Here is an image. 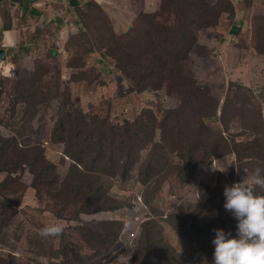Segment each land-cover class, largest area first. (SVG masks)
Returning a JSON list of instances; mask_svg holds the SVG:
<instances>
[{
	"label": "rangeland",
	"instance_id": "1",
	"mask_svg": "<svg viewBox=\"0 0 264 264\" xmlns=\"http://www.w3.org/2000/svg\"><path fill=\"white\" fill-rule=\"evenodd\" d=\"M260 2L249 15L243 37L238 43L230 40L235 46L226 53L220 51L222 44L218 43L225 42L226 37L217 29L219 37L215 38L207 27L217 24V14L222 9L233 13L230 1L218 0L213 4L216 5L213 13L212 5L202 6L193 14L192 9H185L190 13L187 26L190 32L183 44L195 38L194 47L186 60L178 58L171 65V68L176 65L180 78L170 75V79L164 71L163 75L167 74L163 86L151 88L155 91L149 94L138 93L139 88L123 78L118 64L125 69V60L117 64L111 57L103 56L108 61L104 71L89 64L92 56L87 53L89 49L93 53L110 51L119 57L128 43V37L112 36L111 25L97 8L82 12L85 31L67 41L66 48L73 54L54 58L49 52V57L37 59L29 68L16 63L14 68L21 70L15 76H5L0 102L1 133L6 139L8 135L15 136L23 145H29L24 150L28 161L20 169L11 175L0 173V181L8 176L13 180L12 190H18L7 192L0 187L3 208L0 220L5 225L0 232V246L6 252L21 255L12 264H209L213 259L215 229L224 228L236 234L237 220L224 207L225 186L251 180L257 168L264 174V0ZM245 3L248 6L249 0ZM158 14L152 34L156 38H170L164 28L178 30L183 11L173 0H161ZM134 27L141 33L148 30L147 19L139 17ZM183 44L177 45L178 48L184 50ZM223 55L226 60L221 65ZM12 61L15 62L14 57ZM0 69L2 74L3 68ZM34 73L41 77V82L36 81ZM24 75L29 78L18 87L15 79ZM98 84L105 92L97 99ZM181 86L189 93L188 97L181 92ZM31 87H37L35 93L30 92ZM48 89L57 96L56 100L50 96L49 101H41L38 112L33 114V95L38 100ZM21 91L27 92L23 101L19 97ZM180 98L184 99L182 103ZM66 115L75 118L66 121L69 128L79 130L83 123L89 126L105 121L107 133L113 126L120 132L130 129L135 132L133 126L138 127L139 122L142 125L155 122L152 153L144 151L148 148H143L146 141L132 148L139 157L133 160L131 179L108 181L104 190L109 198L103 199L104 195L95 190L91 194L93 206L84 200L64 206L48 194L49 187L68 182L70 191L77 185L76 176H69L74 161L53 149L61 146H44L47 141L60 144L52 129ZM101 131V127L88 128L84 133L96 142L95 134ZM36 142L39 143L35 145ZM249 144H253L250 154ZM235 145L236 150L229 149ZM40 149L49 162L47 166L52 168L46 182L36 186L42 165L39 162L31 165L30 156L33 152L40 153ZM62 149L66 151L68 147L64 144ZM154 159L165 170L172 166L170 171L176 173L182 185L174 176L160 184L163 177L158 174L147 185L139 183L144 162L154 163ZM49 179H56L57 183L52 185ZM159 184L161 190L156 193ZM112 203L120 207L116 210L102 207L100 212H94L95 205ZM143 206L145 213L140 216ZM84 207L90 209L83 211ZM122 221L123 229L118 224ZM53 223L63 225L66 239L61 233L41 234L42 228ZM125 230L136 234L132 245L126 237L120 238ZM0 253L6 255L0 263L9 264L7 253Z\"/></svg>",
	"mask_w": 264,
	"mask_h": 264
},
{
	"label": "trees",
	"instance_id": "2",
	"mask_svg": "<svg viewBox=\"0 0 264 264\" xmlns=\"http://www.w3.org/2000/svg\"><path fill=\"white\" fill-rule=\"evenodd\" d=\"M230 1V0H229ZM218 3V2H217ZM231 3V1H230ZM173 4H178L179 7H181V10L183 11V18H179L178 20V30L176 29H170L168 27H165L167 31V35L170 38L164 37V38H156L152 31L155 30V22L158 18V13L150 14V15H143L142 17L147 19L148 23V30H145L143 33L139 32L134 26L127 30L126 32L122 34H118L114 31L111 23L107 19L106 15L98 8V7H91L97 8L100 10V12L103 14V16L106 18L107 22L110 26V31L112 33V36L115 38L117 35H120L121 37L125 36L128 37V43L124 48L122 49V53L118 54L119 57H114L110 52L104 53L105 57H111L115 62L120 63L122 60H125L127 63V67L123 69L118 64V69L122 72L123 78L127 80L129 83L133 85V87H138V93L141 94H149L155 90H151V88H159L162 87L165 80L164 71H167L170 78V75H178L180 78V73L177 70L176 65H174L171 68V65L176 61L178 58L181 60H186L188 58L189 53L194 47L195 38L190 40L189 43L183 44V39L187 38V32H190V30H187L188 23L190 22V13L185 12V9H192V14L196 13L197 10L201 9L202 6H210L206 0H198L197 2H194L193 0H173ZM232 4V3H231ZM171 5L169 4V7ZM216 5H212V13ZM222 11H225L222 9ZM229 14L230 11H225ZM85 21L80 19L77 23H74L73 31L69 34V37L79 34L81 32L85 31V27L83 25ZM107 23L105 22V25ZM135 25V24H134ZM176 32V33H175ZM69 37L67 38L66 42L68 41ZM61 37H59L60 39ZM117 44L120 47H123V44L121 42H117ZM183 49L178 48L177 45H182ZM175 45V46H173ZM87 53H93L92 49H89ZM123 56V58H122ZM53 57V55H52ZM110 58V59H111ZM15 63H18V60L16 57H14ZM10 62V61H9ZM14 62V61H13ZM11 63V62H10ZM77 66V67H82ZM3 68V67H0ZM104 68H107L104 66ZM14 70V76L17 72H19L18 68H15ZM1 71V69H0ZM3 74V71H2ZM0 73V102H1V96L4 93V84L5 81V75L3 76ZM74 75V73H73ZM35 76L36 81L41 82V77L38 76L36 73L33 74ZM22 77H17L15 80L17 82V86L20 87L24 84V80H27L29 78V75H24ZM171 79V78H170ZM170 85H174L173 83H170ZM99 87H101L98 84ZM38 87V86H37ZM37 87H31L30 92L35 93V90ZM106 87V86H105ZM103 88V87H101ZM125 89V87H124ZM181 92L184 94L185 97H188L189 93L185 91L181 86ZM27 92H22L19 94V97L21 98V101L26 98ZM50 96H53V100H56L57 96L48 89L46 93H41L40 99H36V96L33 95V103H31L33 108V114H36L38 112V105L42 102L49 101L51 98ZM112 98V96H110ZM181 100V103L184 101V99ZM42 101V102H41ZM79 119H83V117H78ZM67 120H75L73 116L66 115V117H63V121H61L58 125V127H55L52 129L53 135L57 139V142L60 144H53L47 141L44 146L48 145L51 148L53 146H61L64 148V144L68 149L64 151V149H55V151L62 153L64 152L68 157H70L74 163L72 166V170L69 172L70 175L76 176V186L73 188H70L66 184H63V186H56V187H49L48 194L53 197L55 200L58 201V204H63L64 206H74L76 204H79L80 201L84 200V202L88 206H93V203H91V194L97 190L100 193H102L103 199L105 196L109 198V193H106L104 188L107 185V182L110 180H114L115 178L121 180V181H128L131 179V173H132V167H133V160H137L139 157V153H135L132 148L139 147L140 142L146 141V145H144L143 148H148L144 151L149 152V154L152 153V148L154 146V128H155V122H153L152 125H142L140 122L138 123V127L135 125L133 126L136 131L132 132L131 129L127 131L120 132L117 130L116 127H112V131L110 133H107L105 131V121L95 123L94 125H87L83 123L81 129L77 130L75 127H68L66 121ZM2 123V122H1ZM0 123V126L2 125ZM98 127L102 128V131L100 133L95 134L96 135V142H92L91 138L89 136L85 135L84 131L89 129H97ZM24 128V127H23ZM9 139H6L5 136L0 131V173H6L7 175L13 174L16 170L21 168V165L28 161V154L24 150L29 147V145H23L25 143H20L18 139L15 136H9ZM39 142H36L35 145H37ZM235 144V142H233ZM253 146V144H249V154H250V148ZM229 148V147H228ZM248 148V144H247ZM15 149L18 153H15L13 151ZM38 149L39 148H34ZM230 150H236V145L234 148H229ZM43 150L40 149V153L33 152L31 154V162L30 164L33 165L35 163H40L42 165L41 170L38 172L37 176V183L36 186L40 183L46 182V176L48 175L51 166H47L49 163L45 156L42 155ZM39 154H41V159ZM153 161L149 160L148 162H144L143 169L141 173V180L139 183L142 185H147L150 180L153 178L155 174L160 175L163 177L160 184L169 176H174L175 179H178L175 172H171L170 169L172 166H169V170H165L162 164L157 163V159H154ZM2 162V164H1ZM182 169V168H180ZM55 170V169H54ZM164 172V173H163ZM4 178V177H3ZM39 178V179H38ZM3 180V179H2ZM1 180V181H2ZM39 180V183H38ZM179 180V179H178ZM192 178H190V181ZM0 181V187L3 188L5 191L9 192H17L18 190L13 191L12 190V182L13 180L5 176L3 182ZM50 184L57 183L56 179H49ZM158 185L155 190L156 193L161 190V185ZM65 185V186H64ZM67 185V186H66ZM179 185H182L181 181L179 180ZM6 202H12L9 198H3ZM115 200V199H114ZM1 201V200H0ZM17 206L19 204L17 203ZM111 206L116 210L118 206L115 204H105L103 205H95L94 212H100L102 207H109ZM1 209H3L0 206ZM90 207H84L82 210L86 211L89 210ZM119 209V208H118ZM111 210V209H110ZM1 213V210H0ZM151 216L148 217V222L150 220ZM222 218V215H220L219 219ZM118 224L123 229L125 226L124 221L118 222ZM149 225V223H147ZM5 225L0 220V232L3 231ZM150 228V227H149ZM154 229V228H152ZM63 234V239H66V230H62L60 232ZM70 245V243H69ZM0 252L7 253L9 257V264H12V261L17 260L21 257L20 253H13V251L6 252L4 249H1L0 246ZM5 254L0 253V261L5 258ZM23 257H25V253L23 254ZM76 257H79V254H76ZM39 261L41 258H37ZM1 264V263H0ZM8 264V262L6 263Z\"/></svg>",
	"mask_w": 264,
	"mask_h": 264
},
{
	"label": "crops",
	"instance_id": "3",
	"mask_svg": "<svg viewBox=\"0 0 264 264\" xmlns=\"http://www.w3.org/2000/svg\"><path fill=\"white\" fill-rule=\"evenodd\" d=\"M160 1L0 0V47L5 49L6 61L13 70L16 71L14 68L16 63L12 61L13 57L17 58L20 65L27 66L24 68H29L37 59L49 57L47 56L49 52L54 58H63L66 54H73V51L67 50V43H65L66 38L72 32L67 22L77 23L82 19V12L91 7H98L106 15L114 31L122 34L132 28L139 17L154 14L156 11L158 13ZM206 1L209 5L218 2V0ZM230 1L234 7L233 13L219 11L217 24L213 27H207L213 31L215 38L219 37V34L216 35L215 32L217 29L226 37L225 42H218L222 44L220 48L222 53H226L235 46L230 40L238 43L243 37L241 34L248 26L250 13L252 15L256 5L261 4L260 0H249L248 6L245 3L246 0H243L242 3L239 2L240 0ZM61 33H63L64 38L60 40ZM200 46L208 48L204 44ZM91 55L89 64L92 63L93 66L100 67L103 71L106 70L104 66L108 61L105 62L104 53L95 52ZM220 58H222L221 65L225 64L226 55ZM228 69L230 68L224 67V70ZM18 70L21 69L18 68ZM67 72L63 75L65 80L67 79ZM104 92V88L99 87L95 93L96 98L98 99Z\"/></svg>",
	"mask_w": 264,
	"mask_h": 264
},
{
	"label": "clouds",
	"instance_id": "4",
	"mask_svg": "<svg viewBox=\"0 0 264 264\" xmlns=\"http://www.w3.org/2000/svg\"><path fill=\"white\" fill-rule=\"evenodd\" d=\"M258 188L264 189V174L259 168L251 180L225 186L224 207L237 220L236 234L224 228L215 229L213 259L209 264H264V192L257 191ZM144 210L145 206L140 207V216ZM62 229L63 225L53 223L42 228L41 234L54 236ZM130 234L125 230L120 238L130 240Z\"/></svg>",
	"mask_w": 264,
	"mask_h": 264
},
{
	"label": "built area",
	"instance_id": "5",
	"mask_svg": "<svg viewBox=\"0 0 264 264\" xmlns=\"http://www.w3.org/2000/svg\"><path fill=\"white\" fill-rule=\"evenodd\" d=\"M67 23H68V25H69L71 31H73L74 23L71 22V21H69V22H67ZM63 33H64V31H63ZM63 33L60 34V37H61L60 40L64 38ZM68 37H69V36H68ZM68 37H67V38H68ZM67 38H66V40H67ZM65 42H66V41H65ZM0 61H1V62H0V67H3V74H4L5 76H9V77L14 76V70H13V68H11L10 64H9L6 60H0ZM135 237H136V234H135L134 232H132V233L128 236V238L130 239V243H129L130 245L133 244V242H134V240H135Z\"/></svg>",
	"mask_w": 264,
	"mask_h": 264
},
{
	"label": "water",
	"instance_id": "6",
	"mask_svg": "<svg viewBox=\"0 0 264 264\" xmlns=\"http://www.w3.org/2000/svg\"><path fill=\"white\" fill-rule=\"evenodd\" d=\"M5 58H6L5 49H3V48L1 49L0 48V60H4Z\"/></svg>",
	"mask_w": 264,
	"mask_h": 264
}]
</instances>
